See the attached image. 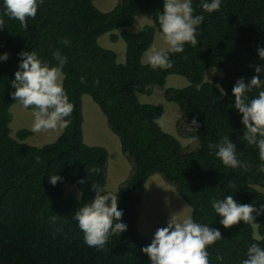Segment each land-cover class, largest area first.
Segmentation results:
<instances>
[{
    "label": "trees",
    "instance_id": "1",
    "mask_svg": "<svg viewBox=\"0 0 264 264\" xmlns=\"http://www.w3.org/2000/svg\"><path fill=\"white\" fill-rule=\"evenodd\" d=\"M199 4L200 0H193L194 14L205 16L198 45L186 44L183 53L172 56L173 67L166 71H153L141 60L155 33L160 34L162 0H116L107 12L99 10L94 0H44L26 30L4 15L0 5V19L5 22L0 30V53H10L7 62H0V264H149L141 248L150 241L138 225L145 184L154 174L177 191L190 206L194 220L220 230L222 239L207 249L210 264H240L248 245L264 247V216L257 217L255 224L241 221L226 229L210 205L212 197L223 199L225 195L244 204L264 203L258 149L242 139L240 116L232 108L236 80L244 77L247 83L255 75L252 65H264L257 54V46H264V0H223L220 10L211 14L203 12ZM144 13L152 16L153 25L136 33L121 32L125 62L118 63L115 53L99 44V37L130 26ZM22 50L36 51L53 66L56 50L68 58L62 71L64 87L74 104L72 123L55 141L41 146L25 142L31 131L21 129L12 137L9 130L14 102L11 81ZM211 67L221 68L223 75L205 82V72ZM170 74L189 82L165 90V99L180 109L175 125L177 134L188 139L186 145L161 128L163 107L141 103L137 96L151 94ZM217 85L228 95H221ZM84 94L105 115L130 166L114 191L128 229L111 237L103 252L84 244L72 218L78 207L94 198L92 185L109 191L107 150L84 142ZM193 117L201 125L197 132L191 131ZM224 135L230 136L241 159L249 163L247 171L226 168L208 147ZM52 174L62 176L63 181L52 186ZM81 178L84 184L79 183ZM65 184H73L80 195H65ZM256 236L261 239H254ZM217 256L223 261H217Z\"/></svg>",
    "mask_w": 264,
    "mask_h": 264
},
{
    "label": "clouds",
    "instance_id": "2",
    "mask_svg": "<svg viewBox=\"0 0 264 264\" xmlns=\"http://www.w3.org/2000/svg\"><path fill=\"white\" fill-rule=\"evenodd\" d=\"M43 3L44 0H0L4 15L19 21L25 30L28 20L36 18L39 6ZM162 3L163 13L159 15L158 23L165 46L152 44L143 61L153 71L172 68V56L183 53L186 44L196 47L199 27L205 20L203 14H194L193 0H162ZM222 3L223 0H200L199 7L203 12L211 14L218 12ZM4 27L5 22L0 19V30ZM63 43L68 45L67 40ZM257 54L264 61V46H257ZM9 56L8 52L0 53V62H7ZM18 57V68L11 81L14 89L11 95L23 109H31L34 116L31 131L40 133L57 128L67 129L72 123L70 117L74 111V104L70 102L63 84L62 70L68 63L67 56L59 50L53 52L56 62L54 66L34 50H22ZM252 67L255 75L247 83L244 77L237 79L232 87V108L240 116L242 139L247 145L258 149L257 172L264 173V79L261 78L264 75V65ZM83 82L84 78L81 77V83ZM217 87L221 95H228L222 87ZM254 90H258L257 94L250 97L249 94ZM190 126L193 132L201 127L196 117H193ZM195 139L193 136L192 140ZM208 147L226 168L234 171L249 169V163L241 159V151L230 136L224 135ZM36 159L39 162V157ZM61 181L63 177L58 174L49 176L52 186ZM79 183L84 184L85 180L81 178ZM92 190L95 192L94 198L78 207L72 218L83 234L84 244L103 252L110 238L126 232L128 225L122 220L124 211L118 207L120 201L114 192L105 191L96 185H92ZM210 205L216 216L220 217L218 223L226 229L239 225L241 221L255 224L257 217L264 216V203L259 206L244 204L233 195H225L223 199L212 197ZM210 225L197 222L190 215L178 221L176 215L172 214L167 219L166 226L156 229L150 243L142 247L141 252L147 255L149 264H210L207 249L222 239L220 230ZM254 239L260 240L261 237L256 236ZM244 257L240 264H264V247L259 243H252L247 246ZM216 259L223 261L220 256Z\"/></svg>",
    "mask_w": 264,
    "mask_h": 264
},
{
    "label": "crops",
    "instance_id": "3",
    "mask_svg": "<svg viewBox=\"0 0 264 264\" xmlns=\"http://www.w3.org/2000/svg\"><path fill=\"white\" fill-rule=\"evenodd\" d=\"M94 5L99 10L107 12L114 8V6L116 5V0H94ZM151 25H153V19L150 14H139L135 17L134 22L130 26L107 32L99 37L98 42L102 47L110 49L115 53L116 61L118 63H124L126 46L125 42L120 37L121 32L123 30H127L129 32L136 33L143 27ZM113 35L116 36V39H112ZM152 44H156L158 47L165 46L160 34L157 32L154 35ZM147 50L142 55V63H144L143 61L145 60V53L147 52ZM207 70H215L214 72H216V75L214 77H221L223 75V72L220 74L219 71H216L217 69H212V67L208 68ZM188 83L189 82L185 77L178 74H170L167 76L164 85L155 86L151 94L147 95V97H142L144 100V102L142 103L161 105L163 107V115L159 119L161 128L164 131L176 136L184 145H186L189 141L187 139V143L185 144V142L182 140L183 137H180L177 134L175 125L176 120L180 116V109H178L179 107L177 108L175 106H172V115L174 117V115L176 114L175 117H166L164 116V104L166 102H169L165 99V90L167 88H182L187 86ZM153 93L155 95H152ZM92 100L93 99L88 94H84L82 96L81 104L83 113V138L86 144L92 146H103L107 150L108 164L106 189L114 192L117 190L118 185L127 177L130 166L126 158L122 154L118 137L109 129L105 115L103 114L99 106L96 105ZM12 104L13 105L11 106V121L9 123V130L10 135L12 137H16V133L21 129L31 131L34 116L31 110L23 109L21 105L15 102V100ZM62 131L63 129L60 128H57L56 130L42 131L40 133H33L31 131V135H29L25 139V142L30 145L41 146L55 141L60 136ZM157 175L158 174L152 175L145 185H147V187L151 186V181H153L154 183H158Z\"/></svg>",
    "mask_w": 264,
    "mask_h": 264
},
{
    "label": "rangeland",
    "instance_id": "4",
    "mask_svg": "<svg viewBox=\"0 0 264 264\" xmlns=\"http://www.w3.org/2000/svg\"><path fill=\"white\" fill-rule=\"evenodd\" d=\"M212 69H217L216 71H219L220 74L222 73L221 68L212 67ZM214 71L215 70H206L204 76L205 82H211L213 80V77L216 75V72ZM137 95L140 98L141 101L139 98L138 100L141 103L144 102L142 97H147L146 94ZM152 95L155 94L153 93ZM172 106L178 108L174 102L169 101L164 104V116H170L172 118L175 117L176 114L174 117L172 115ZM182 140L185 142V144L187 143V139L182 138ZM157 178L158 183L151 181V186L147 187V185H145L146 192L144 190V198L140 207L138 229L145 237L149 239V241H151L152 236L157 228L166 226V221L170 215L175 214L178 221H182L186 216H191L190 206L183 200L177 191L172 186L165 183L159 175H157ZM63 189L65 195L67 196L71 194L75 196L80 195L78 188H76L73 184H65ZM259 189L264 192V188Z\"/></svg>",
    "mask_w": 264,
    "mask_h": 264
}]
</instances>
